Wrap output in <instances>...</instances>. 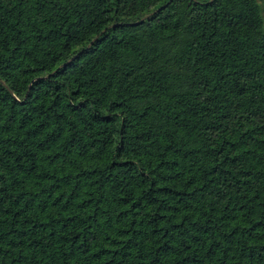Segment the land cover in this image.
Instances as JSON below:
<instances>
[{"label": "trees", "instance_id": "obj_1", "mask_svg": "<svg viewBox=\"0 0 264 264\" xmlns=\"http://www.w3.org/2000/svg\"><path fill=\"white\" fill-rule=\"evenodd\" d=\"M0 264H264V0H0Z\"/></svg>", "mask_w": 264, "mask_h": 264}]
</instances>
